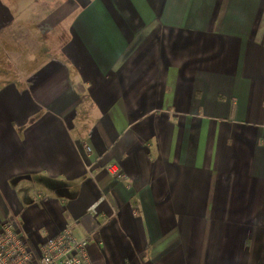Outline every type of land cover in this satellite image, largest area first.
Returning <instances> with one entry per match:
<instances>
[{
  "label": "crops",
  "instance_id": "crops-1",
  "mask_svg": "<svg viewBox=\"0 0 264 264\" xmlns=\"http://www.w3.org/2000/svg\"><path fill=\"white\" fill-rule=\"evenodd\" d=\"M3 219L92 264H264V0H0Z\"/></svg>",
  "mask_w": 264,
  "mask_h": 264
},
{
  "label": "built area",
  "instance_id": "built-area-1",
  "mask_svg": "<svg viewBox=\"0 0 264 264\" xmlns=\"http://www.w3.org/2000/svg\"><path fill=\"white\" fill-rule=\"evenodd\" d=\"M103 168L116 179L125 177L115 161L106 163ZM88 244V236L78 238L66 226L32 246L13 220L0 221V264H92Z\"/></svg>",
  "mask_w": 264,
  "mask_h": 264
}]
</instances>
